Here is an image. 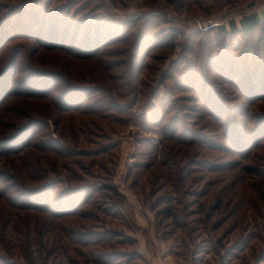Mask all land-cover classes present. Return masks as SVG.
<instances>
[{
  "label": "rangeland",
  "instance_id": "1",
  "mask_svg": "<svg viewBox=\"0 0 264 264\" xmlns=\"http://www.w3.org/2000/svg\"><path fill=\"white\" fill-rule=\"evenodd\" d=\"M26 1L31 0H0V22L22 3L27 10ZM49 2L31 35L27 28L22 35L17 25L7 28L9 18L0 28L11 38L1 47L0 67L14 51V79L21 82L0 102V139L18 133L21 140L1 146L14 151L22 142H32L0 155V264H264V241L259 234L251 235L260 220L258 209H264V139H247L252 125L238 134L241 110L264 111V83L240 77V70L239 78L234 77L235 65L250 64L245 54L252 60L257 52L264 60V40L258 42L254 32L196 31L217 24L228 30L230 20L239 25L244 15H260L264 0ZM134 14L140 17L133 19ZM84 29L103 42L96 53L80 52L88 46L81 38L73 41L74 32ZM212 58L225 69L214 68ZM184 61L208 66L194 67L191 76L176 75L187 73ZM33 67L45 70L47 88L39 85L44 86L43 80L34 92H22ZM201 68L208 69L207 79ZM198 77L197 90L216 82L215 94L207 89L212 99L192 89ZM180 78L185 80L181 87L172 84ZM119 84V91L130 92L143 84L129 115L114 105L112 111L103 109L105 101L97 97L101 90L103 96L119 100ZM81 89L86 101L79 106L73 100ZM173 96L184 104L185 121L179 122L185 133L169 137L173 116L153 126V132L142 129L143 119L151 117L156 123L159 113L152 104ZM249 96L255 98L252 107H244ZM68 101L76 108H68ZM118 116L129 119L125 123ZM36 128L40 132L34 135ZM152 136H158L157 147L150 146ZM181 136L195 139L182 141ZM106 142L116 145L102 153L99 144ZM49 179L55 180V191L100 180L111 184L115 195L104 189L100 202L106 207L91 196L79 212H72L68 203H57L51 212L30 206L40 204L34 199L23 201L21 188ZM64 200L68 193L59 195L58 202ZM79 230L85 231L88 244L77 242L85 243L77 238ZM98 252L99 261L89 259ZM106 253L118 255L105 263Z\"/></svg>",
  "mask_w": 264,
  "mask_h": 264
},
{
  "label": "trees",
  "instance_id": "2",
  "mask_svg": "<svg viewBox=\"0 0 264 264\" xmlns=\"http://www.w3.org/2000/svg\"><path fill=\"white\" fill-rule=\"evenodd\" d=\"M49 1H51V0H36V1L31 0L29 2L26 1L25 4L27 5V8H28L27 10H24V7H22V5L24 3H22L21 6H18V8H16L10 15H8L9 12L6 14V16L0 22V28L2 27L3 22L9 18L8 23H7V28H14V26L17 25L18 27L16 29H18L20 31V33H22V35L24 33L23 31L26 28H27L28 33H30L29 35H31L33 27L37 24V22H40V20H39L40 15L39 14H40L41 9L43 7L48 8L50 6ZM55 8H57V7L53 8V10H52L53 13L56 12ZM139 17H140V15L134 14V16L132 18L136 19ZM45 24H46V20H44L42 22L43 26ZM229 26H230V29H228V30L222 24H217V26L211 25L207 29L196 30V31H200L201 33H203V32H206L208 29L209 30L211 29V30H216L218 32H225V33L228 32L230 34H233L235 32H241L243 34L246 32V33L250 34V32H254L256 39H258V42H260L261 39L264 40V11L261 12L260 15H256V14L249 15L248 14V15L242 16L239 19V25L235 22V20H230ZM41 29H43V27H41ZM78 31L79 30H76L74 32L73 41L75 40V42H76V37H78V38L83 39V43L88 46L84 50H81L80 52L85 51V52H89V54L90 53H96V52H94V49L96 48V46H98V43H103V42H99V40L96 39L94 35L89 33V31H87V29L86 30L84 29V31H82V33H78ZM1 33H3V35L0 36V50L2 48H4L6 45V42L9 39H11V38H9L10 36L4 35V30L1 31V29H0V34ZM67 33L68 32L65 33V36L67 35ZM99 33H101V31ZM198 35H200V34H198ZM16 37H20V36H16ZM89 44H92L93 46L90 47ZM260 49L264 55V41H263L262 46H260ZM209 54H214V51H210ZM16 56L17 55L14 56V51L11 52V55L9 54L7 60H5L3 65L0 67V102L4 101L10 92L16 91L14 86L11 88V86L13 84L16 83V84L20 85V83H21L19 81V78L16 80L14 79L15 75H16V71H17V65H18V62H17L18 60H17ZM244 56L250 60V64L244 63L242 61V63H240L241 66L235 65L234 70L236 72L234 73L235 74L234 77L239 78V70H240L241 71L240 77L243 74H245L246 76L249 77L248 79L251 82H254L256 80L258 82L261 81L262 83H264V60L262 59V55H260L256 52V54L252 58V60H251V58H249L250 56L247 57L246 54ZM246 58L244 60H247ZM256 61H257V63H256ZM213 62L215 65L214 68L221 66L223 69H225V67H226L225 65L222 64V62L221 63L216 62L214 59H213ZM258 62H260L261 64H258ZM184 64H186L185 69L187 70V73H183L182 71H180L178 73L176 72V75L191 76L192 74L195 73L193 68L199 67L200 62H197V64H195V63L190 62V61H184ZM204 64L207 65L206 63L201 62L200 67L203 66ZM209 67H211V66H209ZM33 70L35 71L34 73L29 72L26 75V77L24 78V80L26 79L27 83H26V85L22 86V88H20V91H22V92L25 91L26 93H31V91L34 92L33 89L35 88V84L37 82H40V81H43L44 79H46V77H43V76L47 75L45 73V70H43L42 68H35V67H33ZM202 70L204 71L203 76L206 77V79H207V76H206L207 72L205 70H208V69L201 68V74H202ZM246 70H249V72H247ZM210 71H211V69H210ZM223 75L226 76L225 71H223ZM209 79H210V76H209ZM33 80H34V82H33ZM183 81H185L183 78H180L177 81L175 79L174 83H172V84H175V85H178V87H181L180 85L184 84ZM241 81H242V79H241ZM243 81H244V79H243ZM190 82H192V81H190ZM42 83H44V86H42V84H39V85L41 86V88L46 89L47 87L45 85H47V84H46L45 80ZM200 83H201V80L199 79V77L196 78L194 83H192L193 84L192 89L196 90L203 97L209 98V100L212 99L211 96H209V90H207V89H210V95L215 94L216 93L215 90H217L216 82L215 81H208L204 85V88L197 90V85H200ZM186 84H188V82ZM142 85L143 84H138L137 88L135 86L134 88L131 89V92H130V91H128V88L127 89L125 88V89L119 91V89H120L119 88L120 84H119V86H118V92H119L118 94L119 95H116L117 96L116 98H119V100L115 99L116 101L112 100L110 94H108V97L103 96V92L101 90L99 91L100 93L98 92L97 97L100 98L99 99L100 103L105 101L104 102L105 108H103V109H106L108 111H112L114 109V107L112 105H114L115 109H117V111L121 112V109H124L123 112H126L127 115H129L132 108H134L139 103L138 102V98H139L138 95L140 94V91H142V89H141ZM122 86L125 87L124 84ZM84 89H87V88H84ZM84 89L79 90L78 94H74V100L73 101H75V103L78 102L77 104H79V106L83 105V103L86 101L85 98L83 97L84 95L82 94L83 91H85ZM169 89H170V86H169ZM204 90H207L208 92H205ZM40 91H41V93H39V94H41V95L45 94L46 97L48 96V93H46L44 90H40ZM171 91H173V88L171 89ZM202 92L207 93V95L204 96L202 94ZM250 94L252 96L256 95L255 92L252 94V91ZM252 96H249L247 98V101L245 100V102H247L248 104L244 103L243 104L244 107H248V106L252 107L253 100L255 99V98L252 99ZM102 97H104V98H102ZM255 97H258V96H255ZM106 101H107V103H106ZM144 101L145 100L143 99V102L141 101L140 105L144 104ZM220 103H222V102L220 101ZM72 104H74V103H72L71 101H68V108H70V109L76 108L75 104L74 105H72ZM223 105H224V103H223ZM151 109H155L159 113L156 120H155L156 123L153 125L154 118H151V117L143 119L142 126H141L142 129L152 131L153 126L161 125L162 121H165V119L168 120L169 118H171L173 116V117H175V120L173 121L174 123L172 122L171 133L168 134V135H170L169 137L175 138L176 134L182 135V133L183 134L185 133L183 124H181V122H179L181 120H182V122L185 121L184 110H183L184 104H183V102H179L177 97L174 98V96H173L172 99L168 98L167 100H164L163 98L160 97L158 100H156L154 102V104H152ZM92 111H96V110H92ZM241 111L243 112V114H242V118H238V119H241V120H239L241 122V127L239 129L238 134L242 133L245 129H247V127L249 125H252L250 128L247 129L248 131L251 130V132H249V136L247 137V139L248 140L253 139L254 141L251 143L258 142L259 140L264 139V118H263L264 117V111L263 112H255L253 114L252 113L248 114V111H249L248 108H247V110H245V112L243 110H241ZM162 113H164V117L162 116ZM169 114H171V116ZM111 117H117V116H111ZM119 117H121V116H118V120L122 121V119L121 118L119 119ZM261 118H263V119L260 120ZM128 119H129L128 116L124 117V119H123L124 121H122V122L126 123ZM235 119H237V118H235ZM168 121L165 123L166 124L165 126H168V124H169ZM180 127H182V129ZM39 132H40V128L34 129V135H37V133L39 134ZM194 132H195V130L191 133V135L194 134ZM104 134H106L105 131H103V135ZM190 136L189 137H187V136L182 137L181 136L182 138H180V139L182 141H185L187 138L190 140L195 139V136H192V137H190ZM19 138H20V135L18 133L1 138L0 139V155L8 154V153L13 154L17 149L19 150V149L25 147L26 146L25 144L32 143L31 141L29 142V140L24 142V143L22 142L21 144L15 146L14 151H10L12 149H7L6 147L1 146L2 144L9 143L13 139L18 140ZM142 139L145 142H147L146 138H142ZM157 139H158V136H152L150 138L149 142H150L151 147H155V146L157 147V145H156V143L158 141ZM20 140H21V138H20ZM33 141H34V137H33ZM48 141L49 142L54 141L50 135L48 136ZM250 144L244 146V148H248L250 146ZM113 145L115 146L116 144L110 143V142H106L103 145L99 144L100 152L105 153L106 148L111 147V149H112ZM52 148L53 147L51 145H46V146L43 145V149H45V150H52ZM83 151H85V150H81V153ZM151 151L152 150H149V152H151ZM92 152H94V151H92ZM90 154H93V153H90ZM99 166L100 167L102 166L104 171L107 169L103 163H99ZM262 166L264 169V164H262ZM72 170H73V168H72ZM181 175H183V174H181ZM81 179H83V178H81ZM49 180H50V182H48L47 184L46 183L45 184H39V186H34V187L24 186L23 188H21L22 191H21L20 195L26 196L25 200H23V201L25 203H27L26 201H31L32 199H34V202H40V204L36 203V204L30 205L28 203L30 206H32V207L34 206L35 209H37V208L43 209L42 211H48L49 210L51 212H54V209H52V208H54V206H57V203H58V205L63 204V203H68V206L73 207V208H71L72 212H79V211H81V208H80L81 205L84 202H87V199H89L91 196H92V198L98 197L97 201H99V203L101 205L100 199L102 196H104V195L106 196V193H103L100 191H102V190L104 191V189H108L112 195H115L114 187L111 184L101 183V182H99L100 180L99 181H90L88 183L66 185V187L64 186L65 188H62L60 191H58V190L55 191V188H53L52 183L55 180L54 179H53V181H52V179H49ZM97 180H98V178H97ZM37 192H39L40 194H37ZM67 193H68V200L58 202L59 195H61L62 198H65ZM36 195L42 196V199L40 200V198H37ZM31 196H33V197H31ZM59 207H61V206H59ZM101 207L104 208L106 206L101 205ZM165 210L168 212L170 211L168 207ZM56 211H57V209H56ZM258 212L260 213V215L258 214L260 216V220L258 222L257 227L253 228V230L251 229V231H253V233L251 235L254 237V235L259 234L264 241V209L262 210L261 208H259ZM260 222H261V224L259 225ZM79 231L81 233V237L79 238L77 236V238L82 239V241H85V243L81 242L80 240H77V242H79L83 245L88 244V240L83 239V236L85 235L83 233H85V231L84 230H79ZM246 235L248 236V235H250V233L248 232ZM100 253L101 252H98L95 255L90 253L89 255H91V257L89 259L92 258V260L96 259L97 261H99L98 255ZM116 255H118V254H115V253L104 254L102 257L103 258L108 257V258L103 260V262L105 261V263H107L109 261L111 263L112 259H115L117 257ZM103 262H101V263H103Z\"/></svg>",
  "mask_w": 264,
  "mask_h": 264
},
{
  "label": "crops",
  "instance_id": "3",
  "mask_svg": "<svg viewBox=\"0 0 264 264\" xmlns=\"http://www.w3.org/2000/svg\"><path fill=\"white\" fill-rule=\"evenodd\" d=\"M236 22V21H235Z\"/></svg>",
  "mask_w": 264,
  "mask_h": 264
}]
</instances>
